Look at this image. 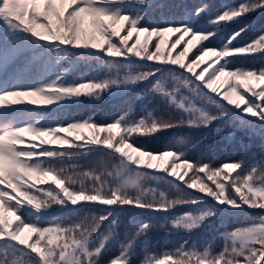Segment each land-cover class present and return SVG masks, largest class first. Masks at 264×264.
<instances>
[{
	"label": "snow or ice",
	"instance_id": "obj_1",
	"mask_svg": "<svg viewBox=\"0 0 264 264\" xmlns=\"http://www.w3.org/2000/svg\"><path fill=\"white\" fill-rule=\"evenodd\" d=\"M196 39L189 63L187 46L172 56ZM252 79L264 81V0H0V264H261Z\"/></svg>",
	"mask_w": 264,
	"mask_h": 264
},
{
	"label": "rangeland",
	"instance_id": "obj_2",
	"mask_svg": "<svg viewBox=\"0 0 264 264\" xmlns=\"http://www.w3.org/2000/svg\"><path fill=\"white\" fill-rule=\"evenodd\" d=\"M216 2L217 3H223V2H225V0H216ZM85 27L88 28L89 30L91 29V18H86L85 19ZM234 28H235V25H229L225 29L224 36L225 37L228 36ZM121 34H123V33H121ZM177 35H178V33H175V34L174 33H169V34H167L165 36V46L164 47H165V52L166 53H167L168 49L170 48L172 42L176 39ZM251 35H252V32L250 31L248 33V35L245 37V39L247 40L248 38L251 37ZM135 38L136 37L134 35L132 39L134 40ZM140 39L143 42L144 36H141ZM155 39L156 38L153 37L152 41L154 42ZM188 40H189V37L185 36L184 41H188ZM184 41H182L180 45H177L175 49H172V53L171 54H172V56H176V54L179 51H182L184 47H186V46L189 47V51H188L187 55L183 58V62L187 64V63H189L192 60L193 56H195L197 54V50L199 49V47H201V45L203 43H205V41L200 40V39H196V40H193L190 45L185 44ZM129 42L131 43L132 41L130 40ZM213 59H214V56L212 54H209L208 56H205L203 58V60H201V62L198 65H196L195 71L199 72L201 68L206 67L208 64H210ZM240 61L241 62H245V58H240ZM256 62H260V61L257 60ZM209 71H211V69H209ZM223 79H225V78H222L221 82H218V83H222ZM248 83L252 84L253 86H257V87H259L260 85H264V81H257L255 79H252V80L248 81ZM102 111L105 113V118H108V116L111 115V109L110 108L105 107V108L102 109ZM77 134H87L88 136H91V135L94 134V130H92V129H81L79 131V133H71V135H77ZM102 134L103 133H101V135ZM133 135H141V134L140 133H134ZM144 159L147 160V157H145ZM171 160H172V157H165L163 161L155 160L154 163L156 165H165L166 163H170ZM234 171L235 170H232V172H234ZM181 173H183V171ZM234 174H235V172H234ZM49 179H51V178H49ZM38 186H39V184H38ZM62 212H64V209H62V208H53L49 212L44 213V217L46 219H54L57 216H59ZM5 215H6V217L8 219H11L15 223V217L11 216L10 214H5ZM24 236L25 237H31V239L35 238L29 232L24 233ZM171 241H173L172 238H171L170 242ZM173 261H175V260H173Z\"/></svg>",
	"mask_w": 264,
	"mask_h": 264
},
{
	"label": "trees",
	"instance_id": "obj_3",
	"mask_svg": "<svg viewBox=\"0 0 264 264\" xmlns=\"http://www.w3.org/2000/svg\"><path fill=\"white\" fill-rule=\"evenodd\" d=\"M113 132H114V133H118V134H122V133H120V130H119V129H114ZM100 135H101V134H100ZM104 135H105V134H102V135H101V138H103ZM172 159H173V158H172ZM178 171H179V172H182V171H184V169H183V168H180V169H178ZM235 171H236V170H235ZM235 171H234V172H235ZM234 172H232V174H234ZM188 175H189V176L192 175L191 171H189ZM185 179H187V177H185ZM151 186H152V187H156L157 184H156L155 182H153V183L151 184ZM161 187H163V185H161ZM137 219H142V217H137ZM126 222H130V217H129V218H126ZM172 240H173V241L169 242V243L167 244L166 247H165V245L162 243V244L160 245L159 248H153V249L148 253V256L151 257V256L159 255L161 258H163V254H164L165 251L173 250L176 246L179 245V243H182V240H181L180 237H176V236H175V237H172ZM175 259H176V258H173V260H175ZM170 264H174V261H170ZM261 264H264V261H262Z\"/></svg>",
	"mask_w": 264,
	"mask_h": 264
},
{
	"label": "bare ground",
	"instance_id": "obj_4",
	"mask_svg": "<svg viewBox=\"0 0 264 264\" xmlns=\"http://www.w3.org/2000/svg\"><path fill=\"white\" fill-rule=\"evenodd\" d=\"M206 60V59H205ZM155 161H153V163H154ZM155 164V163H154Z\"/></svg>",
	"mask_w": 264,
	"mask_h": 264
}]
</instances>
